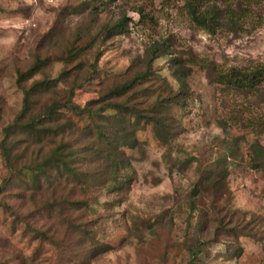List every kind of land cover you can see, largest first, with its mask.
Wrapping results in <instances>:
<instances>
[{"label":"trees","instance_id":"obj_1","mask_svg":"<svg viewBox=\"0 0 264 264\" xmlns=\"http://www.w3.org/2000/svg\"><path fill=\"white\" fill-rule=\"evenodd\" d=\"M115 1L83 0L60 7L52 27L35 46L31 64L16 70L22 101L2 131L0 156L7 173L0 180V208L13 216L12 222L22 225V232L54 247V264H90L111 248L99 239L90 216L93 202L103 190L122 195L130 188L134 175L124 149L139 148L138 130L150 126L160 145L172 146L180 128L177 112L190 96L187 78L195 64L193 57L185 60L172 55L169 40L158 39L146 43L125 71L103 81L97 99L82 106L74 102L75 90L90 78L102 49L91 63L90 53L110 38L131 32L132 18L124 10L113 14ZM184 8L209 33L236 27L245 15L228 4L221 7L216 0H185ZM132 11L141 28L153 27L155 17L143 4L134 5ZM72 14L84 20L67 32L64 20ZM167 54L172 83L155 67V61ZM55 62L72 65L50 77ZM204 69L221 92L255 94L264 101V63ZM219 124L224 127L226 122ZM237 143L238 139H223L207 165L195 170L197 177L183 199L188 212L183 238L174 243L177 255H183L178 264H203L210 246L221 240L225 244L221 256L231 260L241 254L239 237L264 238L263 216L230 205L227 157L233 158ZM249 149L252 168H264V147L255 139ZM191 159H176L173 164L182 168ZM176 213L173 210L172 216ZM156 219L159 222L163 216ZM135 222L132 226L139 229ZM150 226L146 228L156 236L157 230ZM8 241L0 231V245ZM33 262H39L34 255L16 262L0 260V264Z\"/></svg>","mask_w":264,"mask_h":264},{"label":"rangeland","instance_id":"obj_2","mask_svg":"<svg viewBox=\"0 0 264 264\" xmlns=\"http://www.w3.org/2000/svg\"><path fill=\"white\" fill-rule=\"evenodd\" d=\"M80 1L83 0H0V141L3 128L21 107L22 92L15 82L17 68L31 64L35 46L52 27L56 11ZM216 1L221 7L228 4L238 14L240 11L245 14L236 27L218 28L214 33L205 31L188 15L185 0L112 3L115 16L124 10L132 18L131 32L110 38L90 53L91 63L102 49L95 68L90 70V78L75 90V103L82 106L97 99L103 81L125 71L144 45L154 40L168 39L172 55L178 54L185 60L193 57L195 64L187 78L190 96L184 109L177 112L180 128L172 146L166 149L160 145L150 126L138 130L139 148L124 149L130 156L134 175L130 188L122 195L103 190L98 201L93 202L90 216L95 219L99 239L110 243L111 248L97 255L90 264H178L183 255H177L174 243L182 241L186 225L184 195L197 177V166L207 165L214 152L221 149L223 139H238L234 159L227 157L230 205L264 217V168H252L249 158L251 141L257 139L264 147V101L255 94L221 92L209 82L204 69L207 65L227 68L264 63V0ZM140 4L153 13L152 28L138 25L139 18L132 7ZM81 20L83 17L75 14L66 16L67 32ZM170 57L167 54L157 59L155 67L161 68V73L172 83ZM71 65L55 62L49 70L50 77H56ZM38 77L40 74L35 76ZM219 121L226 122L225 126H220ZM187 158L193 159L182 168L173 164L176 159ZM6 173L0 156V180ZM173 210H178L174 216ZM160 215L163 220L157 222ZM12 218L0 208V231L9 240L0 245V260L16 262L34 255L39 260L34 264H54L57 260L54 247L22 232V225L12 222ZM136 220L139 229L132 226ZM145 224L156 229L157 235ZM239 240L242 247L239 257L224 260L221 255L225 244L221 240L210 246L209 257L202 259L203 264H264V238L241 236Z\"/></svg>","mask_w":264,"mask_h":264}]
</instances>
